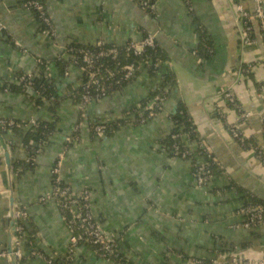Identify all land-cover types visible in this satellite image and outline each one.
Listing matches in <instances>:
<instances>
[{
	"label": "crops",
	"instance_id": "1",
	"mask_svg": "<svg viewBox=\"0 0 264 264\" xmlns=\"http://www.w3.org/2000/svg\"><path fill=\"white\" fill-rule=\"evenodd\" d=\"M23 1H0V87L38 71V60H46L47 77L56 80L61 99L53 113L48 103L37 108L24 94L0 91V119L57 123V134L35 149L22 145V134L2 135L12 164L27 162L34 154L32 169L13 174L15 202L29 214L22 245L24 264H49L68 253L70 232L63 213L54 200L42 198L52 192V170L66 137L76 129L81 140L68 147L61 180L76 193L83 188L92 192L94 215L133 264H212L219 258L231 264L233 254L262 258L263 229L242 227L244 218L237 212L245 194L226 187L233 184L264 198V165L255 150L233 140L227 124L213 112L215 98L232 91L243 108L253 112L243 130L264 150L260 86L264 44L257 36L256 45L241 46L234 9L238 0H190V5L185 0H156L154 13L144 10L138 0H45L55 38L40 29L39 20ZM246 6L253 8V3ZM151 32H157L165 58L157 74L143 69L132 83L80 110L67 88L81 87L83 77L75 65L64 78L58 75L55 61L62 49L71 41L122 48ZM206 41L212 44L210 57L194 55ZM167 73L173 81L164 88L169 97L156 119L120 128L111 136L92 134L94 122L120 119L158 89ZM179 106L186 109L218 162L219 174L209 187L197 186L190 162L172 156L163 142L174 131L172 115ZM229 119L235 120L236 114L230 113ZM181 142L197 152V144L188 137ZM9 208L8 175L0 146V253L7 248ZM72 263L116 264L85 245L77 246ZM0 264L11 263L0 257Z\"/></svg>",
	"mask_w": 264,
	"mask_h": 264
},
{
	"label": "built area",
	"instance_id": "2",
	"mask_svg": "<svg viewBox=\"0 0 264 264\" xmlns=\"http://www.w3.org/2000/svg\"><path fill=\"white\" fill-rule=\"evenodd\" d=\"M138 2L144 10L154 13L156 0H138ZM185 2L187 5H190V0H185ZM249 2L253 3V8H248L246 6V3ZM25 7L39 13V22H43L47 27L43 32L55 38L56 30L44 5L40 1L31 0L25 3ZM234 9L241 46L247 48L256 45L257 36L261 38L264 44V0H238V2L235 3ZM190 10L192 9L190 8ZM99 46L97 51L87 50L80 52L79 58H75L73 61V65L80 70V74L83 77V83L81 85L83 95L82 104L79 105L80 110H84V108L93 102L102 101L109 96V92L113 86H119L123 80L135 79L138 76V72L147 68L148 64H150L148 61L142 63L137 61L133 64L126 65L117 63L114 69L103 67L100 64V60L106 57L117 60L119 50L116 46L105 47L103 43ZM157 46V32H151L147 33L140 41L129 42L125 50L126 52H132L134 55L142 57L146 49H155ZM65 53L66 49L64 48L63 57L66 55ZM196 54L197 52H194V55ZM38 63L41 64V60H38ZM161 65L162 63L159 60L154 65L157 72ZM141 66L144 67L142 68ZM248 70L251 71L250 67H248ZM119 72L123 73V76L121 79L117 80L115 79V75ZM67 74L68 71L65 75L67 76ZM32 76V73H29L27 76H22L20 81H27V85L31 87V82L29 80L32 79ZM261 88L262 91H264V85H262ZM164 92V94L151 98L145 105L139 106L132 115L127 116V120L121 128L143 125L156 119L159 114L163 112L169 97V91L166 89ZM213 112L217 120L224 121L227 124L228 131L233 140L245 149L255 150L258 160L264 165V150L257 148L255 144H250L248 140L251 138V135L243 130L244 123L253 116V112L244 109L241 102L232 91H225L215 98ZM230 113L236 114L235 120L229 119ZM27 123L29 126H33L36 120H31ZM0 125L4 130L8 128L7 132L10 133L11 131L9 128L16 124L12 121H0ZM29 126H24L23 128L26 129ZM17 127H19V125H17ZM90 129L95 136H106L109 131L108 121L93 123ZM192 133L195 136V139L192 141L197 144V152H192L182 145L181 140L184 137L189 138V135L183 132V127H181L180 133L172 135V139H174L176 143L170 148V151L175 157L190 162L192 174L197 186L208 187L215 181L214 168L219 170L218 162L213 152L198 135L197 130L194 129ZM80 140L81 138L77 129L75 130V134L66 137V146L58 155L55 167L52 170L54 178L52 192L50 196L42 198V201L52 199L62 211L70 232L69 254L73 256L78 245L88 244L94 247L93 251L98 257L113 261L114 257L117 256L116 252L119 251V248L115 240L103 230L100 221L92 211V192L83 188L80 193H76L71 184L63 183L61 180V172L67 149L70 145ZM33 159L34 154L27 159V163H31ZM237 214L244 218L242 223L243 228L249 230L261 228L264 232V206L253 204L243 205L239 208ZM28 217V212L16 204L15 224L12 228V254L17 264H24L25 261L22 245L26 236L24 226ZM0 257L8 259L7 251L0 253ZM53 261L54 260H50L49 264H56ZM193 264L200 263L194 262ZM212 264H224V262L219 258V260H215ZM231 264H264V255L260 259H253L242 254H233Z\"/></svg>",
	"mask_w": 264,
	"mask_h": 264
},
{
	"label": "trees",
	"instance_id": "3",
	"mask_svg": "<svg viewBox=\"0 0 264 264\" xmlns=\"http://www.w3.org/2000/svg\"><path fill=\"white\" fill-rule=\"evenodd\" d=\"M31 0H24L23 2H29ZM36 1H40L45 8V0H36ZM155 1V0H153ZM46 10V8H45ZM31 11L34 13V15L36 16V18L39 20V13L36 12L35 10L31 9ZM47 12V11H46ZM40 29L44 30L47 29V27L45 26V24L43 22L40 23ZM204 38L206 37L205 35H202ZM105 47H109L108 45H105ZM100 46L98 47H92V46H84L75 42H69L68 45L65 47L66 49V55L60 56L56 61L55 64L57 66L58 69V75L61 77H65V74L67 71H69V67L71 65H73V61L75 58H79L80 52L82 51H97L99 49ZM212 48V44L210 41H206L204 42V44H202L201 46L199 45L198 49H197V53L199 56H202L204 58H209L211 54L208 53L209 50H211ZM119 50V56L117 58V60H113L110 57H106L100 60V64L103 67H109L110 69H114L116 68L117 63H120L122 65H126V64H133L134 62H145L148 61L150 62V64H148L147 69L149 70L151 75H156L157 74V70L154 67V65L157 63V61H161L162 65L165 62V58L161 52V50L159 49V47L157 46L155 49H146L144 56L139 57L134 55L132 52H126L125 47L122 48H118ZM41 64L38 63L39 66V70L38 71H32V79L29 80L31 82V87H29L27 85V81H20V78L22 76H27L28 74H22L19 75L17 77V82L16 83H5L3 84V86L0 87V91L2 92H9V93H21L22 95L24 94V97H26L27 100H30L35 107H41L43 106L45 103L50 104V108L53 110V113L56 112L54 109L56 108V106L59 104L58 101H61V99L59 98V94H58V89L56 88V84L53 78H48L47 77V61L46 60H41ZM161 65V66H162ZM142 68L144 66H141ZM34 72V73H33ZM141 72V71H140ZM138 72V75L139 73ZM123 76V73L119 72L116 73L115 75V79H121ZM173 76L171 75V73H167L165 75L162 76L161 79V85L158 89H155L154 91L151 92V94L144 100L142 101L140 104L132 106L130 108V110H128L127 112H125L123 114V116L120 119H115L112 120L110 122H108L109 125V131L107 136H111L115 130H118L121 128L122 125L125 124L126 120H127V116L132 115L135 110L142 105H145L146 102L148 100H150L151 98L160 95V94H164V88L169 84L172 83L173 81ZM136 79V78H135ZM135 79H131V80H123V82L119 85V86H113L112 89L109 92V95L113 94L114 92L122 89L123 87H125L126 85L132 83ZM83 83V81H82ZM67 90H71V94H72V100L77 103L78 105L82 104V95H83V90L82 87H78V88H74L72 85H70ZM172 120L174 122V131L172 133V135L176 134V133H180L181 127H183V132H185L186 134L189 135V139L193 140L195 139L194 134L192 133V131H194V125L191 122L190 118L187 115L186 109L183 106H179L178 110L172 115ZM0 121H5V122H14L16 125L12 126L10 129L11 132L13 133H17V135L22 134V139H21V143L23 146L25 147H33L35 148H39V147H43L44 145H46V143H49L51 139V136L55 134H57V123L56 121L50 122V121H45V120H41V119H36V123L32 126H29V124L27 122H23V121H17V120H8V119H0ZM100 122V121H97ZM94 122V123H97ZM17 125H19V127H17ZM24 126H29L28 128H26V130H24ZM137 126V125H134ZM8 128H6V130L3 129V127L0 125V133L2 135L7 134L8 132ZM75 134V133H73ZM71 134V135H73ZM93 134V132H92ZM70 135V136H71ZM172 135H169L168 137H166L165 140H163V142H165V144L167 145V150L170 152V154L172 156H174L171 151L170 148L176 143V141L174 139H172ZM248 142L250 144H254L253 141L251 139L248 140ZM180 143V141H179ZM183 145V144H182ZM65 146V143H64ZM13 150V149H12ZM175 157V156H174ZM13 174H17V175H21L26 169H32L33 168V164L31 163H27L26 161H17L14 160L13 164ZM20 169V170H19ZM214 174H215V179L219 174V170H216L214 168ZM213 184V183H212ZM211 184V185H212ZM210 185V186H211ZM209 187V186H208ZM232 189L237 190L240 194L244 193L245 195L242 197L243 205H249V204H253V205H262L264 206V200L253 195L252 193L247 192L246 190H243L242 188L236 186V185H231L226 187V190H230L232 191ZM25 227V226H24ZM26 233V230H25ZM81 245H85L88 246L89 248H91L93 250V246L88 245V244H80L78 246ZM117 256L114 257L113 261L116 264H133L130 260H128L121 252L120 250L116 252ZM182 255V254H181ZM183 256V255H182ZM31 255L27 256V258H30ZM73 260V256L69 253H67L64 256H60L58 260H54L53 262L56 264H73L72 263ZM196 263H200V264H207L206 262L203 261H195Z\"/></svg>",
	"mask_w": 264,
	"mask_h": 264
},
{
	"label": "water",
	"instance_id": "4",
	"mask_svg": "<svg viewBox=\"0 0 264 264\" xmlns=\"http://www.w3.org/2000/svg\"><path fill=\"white\" fill-rule=\"evenodd\" d=\"M4 1V0H0ZM64 51V48L62 49V52ZM0 146L2 149L3 159L8 175V187H9V227H8V243L6 251L8 253V260L11 264H17L13 254H12V245H13V235H12V228L15 224V188H14V178H13V171H12V159H11V153L9 150V147L6 143V141L3 139L2 134L0 133ZM260 198V197H259ZM264 200V198H261Z\"/></svg>",
	"mask_w": 264,
	"mask_h": 264
},
{
	"label": "rangeland",
	"instance_id": "5",
	"mask_svg": "<svg viewBox=\"0 0 264 264\" xmlns=\"http://www.w3.org/2000/svg\"><path fill=\"white\" fill-rule=\"evenodd\" d=\"M262 85H264V82H263V83H261V85H260V86H262Z\"/></svg>",
	"mask_w": 264,
	"mask_h": 264
}]
</instances>
